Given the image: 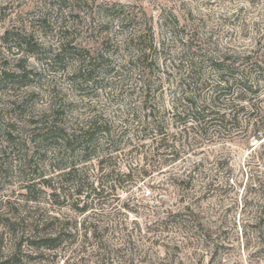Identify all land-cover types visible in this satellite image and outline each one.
Masks as SVG:
<instances>
[{
	"label": "rangeland",
	"instance_id": "rangeland-1",
	"mask_svg": "<svg viewBox=\"0 0 264 264\" xmlns=\"http://www.w3.org/2000/svg\"><path fill=\"white\" fill-rule=\"evenodd\" d=\"M0 264H264V0H0Z\"/></svg>",
	"mask_w": 264,
	"mask_h": 264
},
{
	"label": "trees",
	"instance_id": "trees-1",
	"mask_svg": "<svg viewBox=\"0 0 264 264\" xmlns=\"http://www.w3.org/2000/svg\"><path fill=\"white\" fill-rule=\"evenodd\" d=\"M42 20L41 22L42 23H44V24H47V22L49 21L48 20V17L46 16V15H41V16H39V20ZM8 33V32H7ZM21 36V42L19 43V45L22 47V46H24V44H25V46L27 45V46H32V43H31V41L29 40V39H27V35L25 36H22V35H20ZM59 54L60 53H57V54H55V56L57 55V56H59ZM231 68V72H230V74H231V76H233V78H234V75H233V70H232V67H230ZM229 68V69H230ZM226 70V69H225ZM227 74V73H226ZM242 74V77H240V78H238V79H233L234 80V82H233V84H235V85H238L239 87H240V91H244V92H247L248 90H249V88H251V85L249 86V84H248V75L247 74H245V73H241ZM228 75V74H227ZM227 75L225 76V75H223L222 77H223V79L225 80V82H227V84H231V82L229 81L230 79L229 78H226L227 77ZM229 76V75H228ZM226 79H228V80H226ZM236 80V81H235ZM228 86V85H227ZM238 99H243V97H241V96H238ZM199 113H200V111H199ZM226 116H227V113L226 112H224L223 113V115L222 116H220L219 118H216L217 119V121H219L220 123H222L224 120H225V118H226ZM234 116H235V114H234ZM198 118V117H197ZM81 191H78V193H80ZM57 239V237H54L53 235H50V236H48V237H46V238H44V242L46 243V244H51L53 241H55Z\"/></svg>",
	"mask_w": 264,
	"mask_h": 264
}]
</instances>
